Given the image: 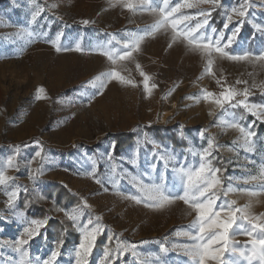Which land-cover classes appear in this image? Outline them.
I'll use <instances>...</instances> for the list:
<instances>
[{
  "label": "rangeland",
  "instance_id": "374dc122",
  "mask_svg": "<svg viewBox=\"0 0 264 264\" xmlns=\"http://www.w3.org/2000/svg\"><path fill=\"white\" fill-rule=\"evenodd\" d=\"M170 2L174 6L179 0ZM241 2L219 0L215 7L200 4L181 11L202 20L197 13L210 10V27L205 26L208 33L214 27L218 32L224 31L226 39L239 27L230 50L258 53L264 50V0H249L248 15L234 16L228 29L223 27L231 9ZM37 7L43 11L31 23ZM216 9L220 16L213 21L212 11ZM156 18V14L147 11L132 12L118 0H0V166L20 146L19 170L7 171L15 179L8 186H0V264H21L20 253L11 245L23 235L27 225L6 207V190L16 186H20V195L15 211L24 213L29 221L44 219L30 217L26 209L20 208L21 201L29 207L30 199L48 210L46 225L24 246L31 264L38 260L42 264L58 248L60 255L55 264H75V249L82 235L64 210L71 213L77 209L81 211L80 226L91 219L93 224L89 227L99 223L104 229L97 237L89 264H104L105 249L114 250L118 242L136 245L137 254L133 256L129 251L114 264H193L183 245L191 243L184 233L191 230L195 214H190V209L179 200L153 208L127 197L139 195L131 180L133 176L145 183L163 176L170 188L175 185L178 190L173 167L198 166L199 156L194 153L207 147L209 139L217 145L212 165L214 161H222L225 167L220 172L225 186L260 191L264 181L246 184L243 178L257 175L264 164V136L256 134L252 138L255 151H246L241 133L222 122L232 121L233 114L237 119L243 116L240 122L246 128L251 125L250 130L254 131L248 113L244 110V114L238 115L235 111L243 108L228 105L222 110L202 96L204 90L218 95L222 90L216 83L219 79L221 84L238 90L248 87L249 102L264 104L253 100L255 95L264 93L260 87L264 84V62L216 57L213 76L205 72L206 60L199 53L190 51L180 40L172 42L171 29L160 30L145 38L140 50L133 53V59L120 62L121 74L136 81L137 87L111 82L102 94H95L97 89L89 82L101 72L118 67L96 49L101 45L122 47L117 40L129 39L128 33L141 32ZM85 20L89 23L84 24ZM58 35L62 46L74 48L79 44L83 51L57 52L51 41ZM137 63L151 77L150 85H157L150 96L144 90ZM40 87L46 90L47 99H36ZM149 125L171 127L170 133L162 130L170 139L147 132L144 127ZM118 132H133L135 139L115 152L113 135ZM175 138L182 145H176ZM35 141H39V146ZM41 146L46 159L33 160ZM162 155H174L176 159L166 163ZM41 167L43 174L33 181L30 171ZM93 169L95 179L90 175ZM96 179L101 182L96 183ZM57 184L76 196L77 202L65 204L60 200ZM222 199L236 201V207L251 204L253 214L264 213V192L253 197L236 191L227 197L222 195ZM83 201L90 207L84 208ZM52 219L58 222L49 225ZM66 232L78 237L68 247L60 243ZM232 239L242 248L250 238L236 234ZM162 247L168 251H162ZM234 258L246 264L242 258Z\"/></svg>",
  "mask_w": 264,
  "mask_h": 264
},
{
  "label": "snow or ice",
  "instance_id": "6c2138e0",
  "mask_svg": "<svg viewBox=\"0 0 264 264\" xmlns=\"http://www.w3.org/2000/svg\"><path fill=\"white\" fill-rule=\"evenodd\" d=\"M122 6L132 12L147 11L156 14L157 18L154 23L141 32L128 33L129 39L122 42L117 40V44L122 43V47H109L108 45L99 46L96 51L107 58L113 67L110 70L101 72L92 81L89 82L92 88L97 89L95 94H102V90L111 82L119 83L124 86L137 87V82L128 76L122 75L120 67L122 61H129L133 59V53L140 50L141 43L146 37L153 36L160 30L171 29V40L176 42L178 40L186 43L190 51L199 53L206 60L205 72L210 75H215L213 72V65L215 58L227 59L230 61H249V62H264V50L257 52L243 51L235 52L230 50L236 34L239 32V27L232 30L230 36L225 39L224 31H217L216 28L211 27V33L207 32L205 26H209L210 10L205 12L203 10L197 13V16L203 17L202 20L196 19L193 16L183 13L182 9L196 8L200 4H210L213 7L219 4V0H179L173 4L170 0H118ZM56 7V5H52ZM251 4L249 0H243L238 6L231 9V13L227 15L224 29H228L229 24L233 21V17L244 18L248 15ZM43 8L37 9L31 15V23H35L40 16ZM195 19V23L192 21ZM243 21L241 20L240 23ZM88 24L89 21H83ZM115 39V36H113ZM60 35L57 39L51 41L53 47L57 52L61 51H77L81 52L83 49L77 44L74 48L64 47L59 43ZM111 44V41H109ZM171 46V45H170ZM141 77H143V86L145 92L150 96L152 90L157 87L155 83L150 85L151 77L146 74L139 63L136 64ZM216 83L221 86L222 90L217 95L207 90L203 91V100L215 104L220 109H225V105L231 108L242 107L248 114L258 120L264 122V104L250 103L248 97L251 91L248 87L243 90H238L234 87L225 86L217 79ZM242 83V81H237ZM243 83H247L243 81ZM256 87V85H253ZM264 88V84L260 85ZM243 97V99H237ZM94 98V96H93ZM36 99H47L46 90L43 87L37 89ZM209 112V115H212ZM244 119L240 116L238 119L233 114L232 121L222 122L225 127L237 129L243 138L245 150L248 152L255 151V142L253 137L256 135L251 131V125L247 128L240 121ZM254 123V121H253ZM203 135V133H201ZM39 146V141L34 142ZM214 144L212 139L208 140L207 147L201 151L194 153L199 156L198 166H178L173 167V172L178 177L179 189L173 185L168 186L166 179L161 176L158 181L145 183V181L137 176L131 178L133 185L136 187L139 195H130L127 198L135 201L137 204L146 203L148 207L163 208L166 205L174 203L176 200L182 201L189 209L190 214L194 213L195 218L190 226L191 230L184 233L191 243L183 245L184 253L191 258L193 264H240V260L234 257L242 258L246 264H264V213L256 215L253 214L251 204H246L243 207H236V201H227L222 199L227 197L229 193L236 191L247 192L250 196H258L264 192V184L260 186V191H253L249 189H237L231 185L225 186L221 178L219 168L212 165L211 157L213 154ZM20 153V146H16L15 154L9 157L6 163L0 166V186H8L10 181H14V177L7 175L9 169L19 170L17 163V156ZM43 148L36 151L33 160L37 157L46 159L42 155ZM165 162L175 160L174 155L161 157ZM111 159V156H109ZM133 164L135 160L131 161ZM31 163V161H30ZM116 169L113 167V172ZM43 174V169L37 168L30 171V178L36 181L38 176ZM90 175L95 179V169ZM110 181H114L109 177ZM244 183L249 181H264V164L260 165L257 175H250L243 178ZM100 183L99 179L95 180ZM24 192L28 189L25 187ZM7 201L6 207L13 210V215L17 216L21 223L27 226L23 228V235L15 240L11 247L20 253L21 264H31L27 261L28 252L25 245L39 234V231L47 223V218L28 220L24 213L15 211L16 201L20 195V186H16L11 191L6 190ZM44 199L43 196L40 197ZM83 207L87 208L90 205L87 201H83ZM67 218L74 222V226L78 227L82 238L79 245L75 249V264H89L88 258L91 255L95 246L97 237L103 232V225L99 223L92 227L93 221L89 219L87 223L82 226L79 225L81 211L79 209L69 213L66 210ZM100 217H97L99 220ZM236 234H242L249 237V241L242 248L237 247L236 241L232 237ZM61 244L63 241L60 242ZM136 245H126L118 242L114 250L108 248L104 252V264H114L116 259L131 251L135 256ZM162 251L167 252V247H162ZM60 255L59 248L51 253L50 258L44 260L42 264H55ZM36 264H40L38 260Z\"/></svg>",
  "mask_w": 264,
  "mask_h": 264
},
{
  "label": "trees",
  "instance_id": "16d2710c",
  "mask_svg": "<svg viewBox=\"0 0 264 264\" xmlns=\"http://www.w3.org/2000/svg\"><path fill=\"white\" fill-rule=\"evenodd\" d=\"M220 16L219 13V9L213 10L212 11V16L211 19L213 21L217 20V18ZM220 23H217V26H220ZM248 29L251 30V27L248 25ZM254 101H264V93L262 94H257L253 97ZM238 115H242L245 113L244 109H237L235 111ZM247 114V113H246ZM247 118L252 121H254L253 123V129L255 131V133L260 136H264V122H262L261 120L256 119L255 117L251 116L250 114H247ZM145 130L147 132H153L158 138L161 139H165V138H169L170 137H166L165 135H163L162 130H166L170 133L171 131V127L169 126H164V125H149V126H145L144 127ZM175 135V134H174ZM135 139V133L133 132H118L116 134L113 135V140H114V149L115 152H119L120 150H122L126 145H128L129 143H131L133 140ZM172 140V139H171ZM175 144L176 145H182V144H178L176 143V138H175ZM224 160V158H223ZM213 165L217 166V168H219L220 170H222L223 168V162L222 161H214ZM57 196L59 197L60 200H63V202L65 204H75L77 201L76 196H73L66 187L62 186L61 184H57ZM20 208H24L27 210V213L30 217L33 218H45L47 216V208L43 205H40L38 203H36L34 200H29V207H25V205H23V202L21 201L20 203ZM53 222H58V220H54L52 219L51 221H49V225L52 224ZM48 235L50 237L55 236L54 234L48 233ZM78 240V237L75 233H68L66 232L62 238L61 241H63V246L64 247H68L70 244H72L73 241Z\"/></svg>",
  "mask_w": 264,
  "mask_h": 264
}]
</instances>
